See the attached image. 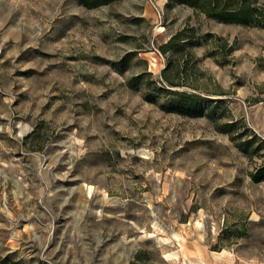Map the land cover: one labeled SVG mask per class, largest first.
I'll return each instance as SVG.
<instances>
[{"label":"rangeland","instance_id":"374dc122","mask_svg":"<svg viewBox=\"0 0 264 264\" xmlns=\"http://www.w3.org/2000/svg\"><path fill=\"white\" fill-rule=\"evenodd\" d=\"M181 31L192 55L164 53ZM251 134L264 28L169 0H0V264H264Z\"/></svg>","mask_w":264,"mask_h":264},{"label":"trees","instance_id":"16d2710c","mask_svg":"<svg viewBox=\"0 0 264 264\" xmlns=\"http://www.w3.org/2000/svg\"><path fill=\"white\" fill-rule=\"evenodd\" d=\"M115 0H80L87 7H96L111 3ZM172 3L186 4L193 7L196 11L203 12L209 17H214L222 22H232L244 25H256L264 28V0H169ZM194 31V29H191ZM185 31L172 36L169 41L163 44L160 49L167 53L174 49L176 45L180 47V51L192 55L191 42L193 37L190 34L186 41L182 42L181 36ZM188 63H186L187 65ZM186 68L181 67L179 61L174 66H168L161 73L163 84L171 86L180 85L182 76L186 77ZM238 122L228 124L227 131L232 132L236 128ZM243 134H238L234 139H240ZM238 147L250 159L254 156L260 158V162L256 164L254 172L251 174L254 181H264V139H260L257 135L251 134L247 139L238 143Z\"/></svg>","mask_w":264,"mask_h":264}]
</instances>
